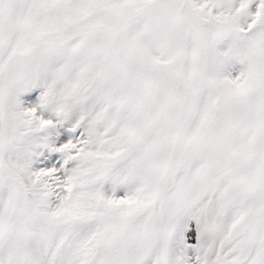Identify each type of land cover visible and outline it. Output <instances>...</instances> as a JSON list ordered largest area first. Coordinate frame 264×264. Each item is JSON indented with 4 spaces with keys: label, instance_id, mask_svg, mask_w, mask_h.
<instances>
[{
    "label": "snow or ice",
    "instance_id": "6c2138e0",
    "mask_svg": "<svg viewBox=\"0 0 264 264\" xmlns=\"http://www.w3.org/2000/svg\"><path fill=\"white\" fill-rule=\"evenodd\" d=\"M0 264H264V0H0Z\"/></svg>",
    "mask_w": 264,
    "mask_h": 264
}]
</instances>
